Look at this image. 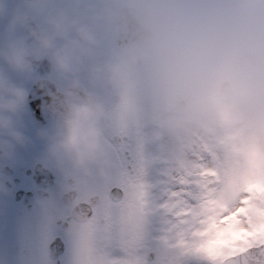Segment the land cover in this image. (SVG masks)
I'll list each match as a JSON object with an SVG mask.
<instances>
[{
	"label": "clouds",
	"instance_id": "clouds-1",
	"mask_svg": "<svg viewBox=\"0 0 264 264\" xmlns=\"http://www.w3.org/2000/svg\"><path fill=\"white\" fill-rule=\"evenodd\" d=\"M0 0V190L30 142L29 84H52L50 120L36 135L41 163L72 186L111 167L109 94L139 75L195 119L224 112L244 136L264 139V0ZM101 24L118 33L105 48ZM47 62L48 73L36 69Z\"/></svg>",
	"mask_w": 264,
	"mask_h": 264
},
{
	"label": "rangeland",
	"instance_id": "rangeland-1",
	"mask_svg": "<svg viewBox=\"0 0 264 264\" xmlns=\"http://www.w3.org/2000/svg\"><path fill=\"white\" fill-rule=\"evenodd\" d=\"M87 4L99 0H83L81 7ZM145 98L165 103L167 111L163 123L145 127L142 159L151 170L139 181L144 186L132 191L121 162L111 158L114 169L99 177L105 184L94 222L64 229L54 219L46 223L64 233L62 264H219L264 240V139L237 132L227 113L193 119L175 97ZM114 183L126 189L118 201L107 195ZM11 202L0 190V264H50L47 246L55 233L18 218Z\"/></svg>",
	"mask_w": 264,
	"mask_h": 264
},
{
	"label": "flooded vegetation",
	"instance_id": "flooded-vegetation-1",
	"mask_svg": "<svg viewBox=\"0 0 264 264\" xmlns=\"http://www.w3.org/2000/svg\"><path fill=\"white\" fill-rule=\"evenodd\" d=\"M98 30L102 34L106 33L105 48H107L114 41V30L111 28L106 29L103 24ZM38 78L41 77L38 76ZM35 82L29 84V91ZM154 90L144 82L141 73L133 89L125 90L122 94L114 93L107 96L113 107V118L107 130L112 145L111 158L115 157L121 162L118 169H122L121 176L124 178V183L131 185L132 191L141 184L144 186V182L139 181L142 180L144 173L150 169L147 165L149 160L142 159L144 156L142 149L146 134L145 127L147 125L156 126L160 122L163 123L165 119L161 117L162 115L166 116L165 103L156 105L145 102L147 94H151V99L154 96L153 102L165 96ZM23 121L30 142L17 149L15 162L5 169L11 179L4 182V193L12 200L13 209L20 218L27 219L28 224L37 227L39 232L55 233L53 230H57V227H49L46 223L53 219L56 222L57 218H60V223L57 224L56 222V224L61 228L64 221L67 225H83L94 222L93 218L97 217V208L103 200L102 191L105 182L100 180L99 177H94L84 184L73 187L72 181L66 178L64 172L54 165L45 166L40 162L44 152V142L36 135L38 129L35 126H46L49 122L42 125L37 123L33 118L29 105L23 116ZM149 135L151 134L149 133ZM150 137H153V135ZM113 140H117L118 144L115 145ZM113 169L114 166H111V170ZM151 183L156 185L155 182ZM115 186L122 189L123 196L126 194L125 186L118 183L112 184L108 192ZM63 195H65L66 200H71L70 204H65L62 199ZM91 197L93 199L96 197L97 203L93 206L92 215L87 221L78 222L70 217L73 205L88 201ZM60 211H64L65 214L58 215ZM100 221H104V218H100ZM55 235H61L64 239V233L61 231L56 232L53 236ZM66 249L67 247H65V251ZM63 254L60 255V264L63 263ZM53 263L54 261L50 259V264Z\"/></svg>",
	"mask_w": 264,
	"mask_h": 264
},
{
	"label": "water",
	"instance_id": "water-1",
	"mask_svg": "<svg viewBox=\"0 0 264 264\" xmlns=\"http://www.w3.org/2000/svg\"><path fill=\"white\" fill-rule=\"evenodd\" d=\"M117 35L118 33L115 32V39ZM48 71L49 66L46 61L39 63L36 69L37 74L41 75H45ZM53 91H55L54 85L46 84L42 79H39L30 89L28 97L30 108L35 120L39 123L50 120L48 105L51 102V92ZM109 195L113 200H117L121 197V190L113 188L110 190ZM88 207H90V205L82 207L79 211H77L78 207H75L72 211L73 216L77 220H85L88 214L85 216H81V214L84 213V211H86L85 209ZM62 249L63 242L60 237H55L49 245L50 255L52 257H57ZM221 264H264V242L249 247L239 254L225 258Z\"/></svg>",
	"mask_w": 264,
	"mask_h": 264
},
{
	"label": "bare ground",
	"instance_id": "bare-ground-1",
	"mask_svg": "<svg viewBox=\"0 0 264 264\" xmlns=\"http://www.w3.org/2000/svg\"><path fill=\"white\" fill-rule=\"evenodd\" d=\"M205 164H206L205 166L207 167V165H208V161H207V162H205ZM205 169H206V168H205Z\"/></svg>",
	"mask_w": 264,
	"mask_h": 264
}]
</instances>
